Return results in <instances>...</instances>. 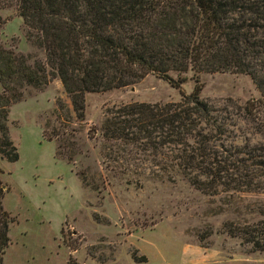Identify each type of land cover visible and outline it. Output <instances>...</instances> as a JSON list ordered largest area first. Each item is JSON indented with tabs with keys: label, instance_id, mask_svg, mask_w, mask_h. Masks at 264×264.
<instances>
[{
	"label": "trees",
	"instance_id": "16d2710c",
	"mask_svg": "<svg viewBox=\"0 0 264 264\" xmlns=\"http://www.w3.org/2000/svg\"><path fill=\"white\" fill-rule=\"evenodd\" d=\"M9 8L21 17L26 40L43 51L44 59L31 62L30 55L0 39L1 159H18L7 126L10 106L42 91L51 79L60 81L82 122L86 93L156 74L181 98L108 111L101 125V157L113 175L78 170L81 183L99 191L110 178L122 179L129 167L145 164L151 174L180 177L206 194L218 188L264 191V141L226 146L224 128L200 97L198 82L202 72L249 76L260 97L248 100L243 113L264 138V0H0V11ZM9 18L0 14V28ZM188 72L195 85L185 94L181 85ZM56 102L66 128L69 107ZM77 144L63 131L55 157L70 162L80 152ZM7 191L0 180V264L12 222L2 203ZM260 213L263 218L252 225L225 224V232L263 251L264 209ZM69 264H76L71 257Z\"/></svg>",
	"mask_w": 264,
	"mask_h": 264
},
{
	"label": "rangeland",
	"instance_id": "374dc122",
	"mask_svg": "<svg viewBox=\"0 0 264 264\" xmlns=\"http://www.w3.org/2000/svg\"><path fill=\"white\" fill-rule=\"evenodd\" d=\"M0 28L5 46L43 60V51L29 43L21 17L13 9ZM188 79L181 91L195 85ZM200 97L224 128L226 146L263 142L243 113L245 103L260 93L249 76L228 72L198 75ZM180 91L156 74L124 87L85 94L84 120L75 119L60 81L51 79L40 92L12 106L10 140L18 159L0 158V180L8 187L2 203L12 220L9 244L1 264H264V250L254 251L225 232V224L252 225L262 219L264 191H222L206 194L180 177L150 173L144 164L129 167L122 179L99 191L84 186L76 172L113 175L101 157V125L108 111L132 102L178 101ZM70 122L63 127V110ZM63 131L77 141L79 153L69 162L55 157ZM46 136H51L48 140ZM157 170L151 168V171Z\"/></svg>",
	"mask_w": 264,
	"mask_h": 264
}]
</instances>
